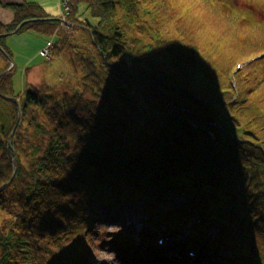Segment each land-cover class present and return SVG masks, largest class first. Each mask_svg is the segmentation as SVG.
<instances>
[{
	"label": "trees",
	"instance_id": "16d2710c",
	"mask_svg": "<svg viewBox=\"0 0 264 264\" xmlns=\"http://www.w3.org/2000/svg\"><path fill=\"white\" fill-rule=\"evenodd\" d=\"M70 2L63 17L14 3L0 20L8 58L7 37L32 32L53 37L50 59L65 55L74 73L23 96L0 78V264H94L97 226L136 205L167 229L218 218L234 234L217 242L252 264L250 236L264 242V26L235 0Z\"/></svg>",
	"mask_w": 264,
	"mask_h": 264
},
{
	"label": "rangeland",
	"instance_id": "374dc122",
	"mask_svg": "<svg viewBox=\"0 0 264 264\" xmlns=\"http://www.w3.org/2000/svg\"><path fill=\"white\" fill-rule=\"evenodd\" d=\"M25 1L38 2L44 7V11L54 17L67 16L71 9V5L69 3L70 9L68 11L65 10V6L62 5L63 2H61V0H0V20L4 24L12 22L15 15L13 9L11 8V4ZM235 1L238 7L249 12L255 21L260 22L264 26V0ZM217 29L218 27L215 25L213 28H211L212 32L214 33L217 31ZM224 32H226L225 27L219 26L218 33ZM258 34H261V32ZM49 40H53V37L50 38L47 36H40L32 32L16 33L7 37L5 44L7 45V49L10 53V59L0 52V69H5L0 74L6 72L12 67L10 73L12 74V80L14 83L13 94L23 96V93H25L30 83L40 84L45 82L51 86H58L63 81L74 78L73 70L65 55L54 56L52 59L42 55L43 51L48 48ZM3 101L4 100L0 97V111L3 107H5ZM177 204V202L174 203V205ZM188 205L190 206L191 204ZM97 230L99 231L98 234H102L103 232L106 233H103L102 235L104 240L102 244L99 245L97 240H95V243L93 244L94 253L96 251L95 254H92L94 258V264H129V261H124V263H121V261L118 260L117 253L118 250L121 251V248H119L121 247L120 243L123 240H131L133 242V239L135 242H139V234H137V236L135 235V237L133 232L131 234L127 233L118 223L99 224L97 226ZM186 233L189 235L191 234V231ZM218 234L219 232L217 228H214L212 237L215 239L217 238ZM161 237L163 236L160 235L158 241ZM250 237L252 238L250 241L251 245L246 247L249 250V256L252 257V264H264L263 239L255 236ZM174 238L176 237H173V239ZM113 240L117 241V245L111 246ZM196 241L197 240H190L187 244L182 243V245H184V250L187 248L188 253L193 251L195 246L199 244L198 241ZM140 249H142V247L136 248L133 251V255H129L134 256L136 254L135 252ZM168 249L173 248L170 246ZM130 251L131 249L128 250V252ZM217 252L219 257L217 255L213 262L206 263L205 261L208 256V252H206L205 249L204 254L202 253L200 256L197 255L194 260L195 262L190 264H238V261H234L235 254L229 248L219 249ZM234 252L236 253V251ZM147 264H150V262ZM159 264H161V262Z\"/></svg>",
	"mask_w": 264,
	"mask_h": 264
},
{
	"label": "bare ground",
	"instance_id": "6f19581e",
	"mask_svg": "<svg viewBox=\"0 0 264 264\" xmlns=\"http://www.w3.org/2000/svg\"><path fill=\"white\" fill-rule=\"evenodd\" d=\"M173 206V204H171V205H168V207H165L166 209L167 208H173L172 207ZM142 208H144V207H142ZM140 209H141V206L140 205H136V206H134L133 207V209H131V214H129V211L127 210L126 211V213H125V215L124 216H118V218L116 219V220H114V222H116L117 221V223L118 224H120V226L122 227V228H124V230L126 231V232H131V231H133V229L135 228V225H134V220H136V219H138V217H136V219H134V216H135V214H137V213H139L140 212ZM121 218V220H120V222L118 221L119 219ZM148 218V217H147ZM188 220V219H187ZM109 221V220H108ZM137 221H141V220H137ZM142 222V221H141ZM189 222V221H188ZM191 224L186 228V232H188V231H191V234L192 233H194L195 231H197L200 227H201V225H202V223L200 222V221H198V220H193L192 222H190ZM214 228H215V226H209L205 231H199L200 233H203V235L201 234L200 236L203 238V240H204V249H206V252H208V256H207V258H206V263H209V262H213L214 261V259H216V257H217V255H218V252H217V250L216 249H212V248H208V246L211 244V243H213L217 238H218V236H217V238H213L212 237V233H213V231H214ZM217 230H218V232H219V229L217 228ZM142 231L143 232H146V233H154V231H153V227L151 226V225H145V226H143V228H142ZM207 231V233H205ZM219 235V234H218ZM185 236V238H188V237H190V234L188 235L187 233L184 235ZM98 238V237H97ZM180 238V240L181 241H183V239H184V237L182 236H180L179 237ZM111 246H114L113 244H111ZM113 248V247H112ZM121 251H119V253H120ZM200 253L198 252V255H199ZM178 256L180 257V258H182L181 256H180V254H178ZM182 256H183V258L185 259V260H182L183 262H185L186 261V263H193V262H190V261H194V259H192L189 255H187V254H182ZM218 257H219V255H218ZM179 258H177V257H175V256H173V255H170V256H168V257H166L165 258V263L166 264H174L175 263V260H178Z\"/></svg>",
	"mask_w": 264,
	"mask_h": 264
},
{
	"label": "water",
	"instance_id": "95a60500",
	"mask_svg": "<svg viewBox=\"0 0 264 264\" xmlns=\"http://www.w3.org/2000/svg\"><path fill=\"white\" fill-rule=\"evenodd\" d=\"M18 31V30H17ZM17 31H15V32H13L12 34H15V33H17ZM2 54H4V52L2 53ZM5 55V54H4ZM6 56V55H5ZM7 57V56H6ZM8 58V57H7ZM8 59H10V58H8ZM12 70V67L9 69V70H7L6 72H4V73H2V74H0V78H1V76L3 77V76H5V75H7L8 73H10V71ZM0 95H2V93H1V91H0ZM6 98H8L9 100H12V101H14L15 103H16V105H18L19 106V101H18V99L17 98H15V97H6ZM18 121H17V126H18V124H19V122H20V117H21V114H20V108L18 107ZM14 165H16V161L14 160Z\"/></svg>",
	"mask_w": 264,
	"mask_h": 264
},
{
	"label": "built area",
	"instance_id": "2783aa9c",
	"mask_svg": "<svg viewBox=\"0 0 264 264\" xmlns=\"http://www.w3.org/2000/svg\"><path fill=\"white\" fill-rule=\"evenodd\" d=\"M61 2H63L64 4V6H65V10H69L70 9V7H69V3L71 4V2H70V0H61ZM68 13V12H67ZM43 54H44V56H46V57H49L50 56V51H49V49H46L45 51H43Z\"/></svg>",
	"mask_w": 264,
	"mask_h": 264
}]
</instances>
